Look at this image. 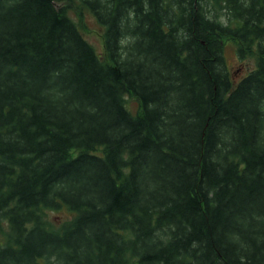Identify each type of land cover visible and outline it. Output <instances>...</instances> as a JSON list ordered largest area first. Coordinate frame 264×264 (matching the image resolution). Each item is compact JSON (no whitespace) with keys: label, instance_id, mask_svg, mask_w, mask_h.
<instances>
[{"label":"trees","instance_id":"trees-1","mask_svg":"<svg viewBox=\"0 0 264 264\" xmlns=\"http://www.w3.org/2000/svg\"><path fill=\"white\" fill-rule=\"evenodd\" d=\"M67 1L0 0V264H264V0Z\"/></svg>","mask_w":264,"mask_h":264},{"label":"rangeland","instance_id":"rangeland-1","mask_svg":"<svg viewBox=\"0 0 264 264\" xmlns=\"http://www.w3.org/2000/svg\"><path fill=\"white\" fill-rule=\"evenodd\" d=\"M67 7V12L78 25L84 37L94 46L96 51L103 59H106V49L104 43V28L98 22L94 14L87 8L80 9L81 2L79 0H68L64 3ZM63 5V3L61 4ZM223 54L225 57L226 68L232 79L238 81L256 64V55L247 54L239 55L240 43L238 40L231 37L222 39ZM125 104L129 111L134 114L141 113V104L138 98L128 93L125 95ZM72 213L67 207H61L58 210L50 211L48 219L56 227H60L64 221L69 220ZM3 230H6V222L2 223ZM0 237L3 238V233L0 231Z\"/></svg>","mask_w":264,"mask_h":264}]
</instances>
